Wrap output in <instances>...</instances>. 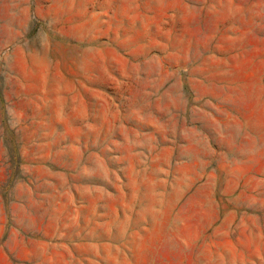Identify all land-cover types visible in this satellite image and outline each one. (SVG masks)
I'll return each mask as SVG.
<instances>
[{
  "label": "rangeland",
  "instance_id": "1",
  "mask_svg": "<svg viewBox=\"0 0 264 264\" xmlns=\"http://www.w3.org/2000/svg\"><path fill=\"white\" fill-rule=\"evenodd\" d=\"M0 264H264V0H0Z\"/></svg>",
  "mask_w": 264,
  "mask_h": 264
},
{
  "label": "bare ground",
  "instance_id": "2",
  "mask_svg": "<svg viewBox=\"0 0 264 264\" xmlns=\"http://www.w3.org/2000/svg\"><path fill=\"white\" fill-rule=\"evenodd\" d=\"M76 19V18H75Z\"/></svg>",
  "mask_w": 264,
  "mask_h": 264
}]
</instances>
